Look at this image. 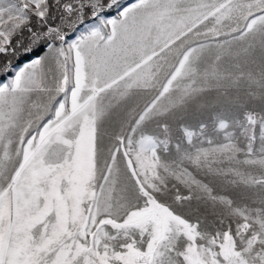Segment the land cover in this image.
I'll list each match as a JSON object with an SVG mask.
<instances>
[{
  "label": "snow or ice",
  "instance_id": "6c2138e0",
  "mask_svg": "<svg viewBox=\"0 0 264 264\" xmlns=\"http://www.w3.org/2000/svg\"><path fill=\"white\" fill-rule=\"evenodd\" d=\"M29 54L0 65V264H264V0H0Z\"/></svg>",
  "mask_w": 264,
  "mask_h": 264
},
{
  "label": "rangeland",
  "instance_id": "374dc122",
  "mask_svg": "<svg viewBox=\"0 0 264 264\" xmlns=\"http://www.w3.org/2000/svg\"><path fill=\"white\" fill-rule=\"evenodd\" d=\"M133 2H134V0H124V3H126V4H130V3H133ZM108 13H110V14H105V15L109 16V17L116 15V11L115 10H113L111 12H108ZM49 23H52V24L59 23V18H57L56 21H49ZM92 23L93 22L90 19L86 18L85 25H81L79 31H84L85 28L86 27H90L92 25ZM31 27H33V29H35L37 27V25H36V17H34V16L32 17V20H31ZM66 31L69 32V36H68L69 40L75 39V37L77 35H79V31L74 32V33L71 32V30H67L66 29ZM23 36L25 38L24 42L26 44L27 43V36H28L27 31H24ZM18 39H20V36H14L13 37V39H12V46L13 47L15 46L16 41ZM56 43L58 44L59 42L57 41ZM19 51L20 50L17 49V52H19ZM23 56H25V55H21V56H19V58H17L16 56H11V55H8V56L0 55V65H2L7 60H11L13 66H15L17 61H21L22 60ZM9 73H11V72H9ZM3 76H5V75H0V79H3L2 78ZM155 95H156V92L154 90L137 92L134 95V97L123 107V109L120 110L121 118H125V119L128 118L127 117V112L129 110H131V109H135L137 113L139 111H141L145 107L146 104L151 102V100L154 98ZM257 111H258V109H257ZM210 115H211V110H209L208 113H206L204 116L199 118L200 120H202V122H204V123H206L208 125L209 130L211 129V126H212ZM191 123L195 124L196 121H191ZM117 130H118V128H117ZM236 132H237V135H238V130H236ZM179 135H180V133L177 130L174 129V137H178ZM257 137H258V128H257ZM208 138L212 139L214 144L223 142V134H219V135L210 134L208 136ZM196 143L198 144V146L205 147V148L208 147L207 143H204L203 145H200L198 139L196 140ZM240 143H241V146L243 147V143H244L243 142V138H241ZM259 143H260L259 139L257 138L254 146L258 147ZM193 171H195V170H193ZM197 178L203 179V177L199 176V175H198ZM179 190H180V194H182V195L187 194L186 190L182 186H179ZM172 195L173 196L175 195V189L172 190ZM167 202H169V203L173 202L171 196L168 198ZM193 207H195V202H193ZM178 210L182 211V212H185V213L187 212V208L178 209Z\"/></svg>",
  "mask_w": 264,
  "mask_h": 264
},
{
  "label": "crops",
  "instance_id": "0c3cea01",
  "mask_svg": "<svg viewBox=\"0 0 264 264\" xmlns=\"http://www.w3.org/2000/svg\"><path fill=\"white\" fill-rule=\"evenodd\" d=\"M40 54H43V52H41ZM35 56H31L28 60H21L19 63H16V65L14 66L15 68H19L21 67L23 64L25 63H29L32 59H34ZM14 75L13 72L9 73L7 76H5V78L3 79H0V83H5L7 82V80L12 76Z\"/></svg>",
  "mask_w": 264,
  "mask_h": 264
},
{
  "label": "trees",
  "instance_id": "16d2710c",
  "mask_svg": "<svg viewBox=\"0 0 264 264\" xmlns=\"http://www.w3.org/2000/svg\"><path fill=\"white\" fill-rule=\"evenodd\" d=\"M106 14H110V13H106ZM42 52V51H41ZM40 52V53H41ZM31 56H35V54H29V55H25L23 56L22 60H28ZM20 61H17V63H19ZM9 74V73H8ZM7 76V75H6ZM5 76H3L2 78H4Z\"/></svg>",
  "mask_w": 264,
  "mask_h": 264
}]
</instances>
